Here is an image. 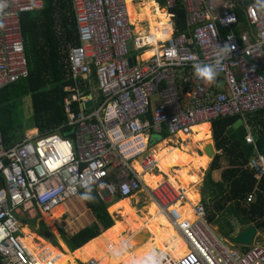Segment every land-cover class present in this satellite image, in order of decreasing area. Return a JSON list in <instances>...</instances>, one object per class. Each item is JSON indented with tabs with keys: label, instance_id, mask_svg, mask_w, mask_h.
<instances>
[{
	"label": "built area",
	"instance_id": "built-area-1",
	"mask_svg": "<svg viewBox=\"0 0 264 264\" xmlns=\"http://www.w3.org/2000/svg\"><path fill=\"white\" fill-rule=\"evenodd\" d=\"M70 3L78 34V44L66 48L69 83L64 91L70 136L58 130L45 134L26 130L21 140L7 147L0 120V257L4 263L39 264L20 242L19 216L33 220L51 214L91 187L104 202L132 199L146 187L145 195L189 247L176 260L159 254L160 264H264V246L254 243L246 253L230 246L209 222L204 205L192 206V221L183 219L180 212L189 202L183 190L167 179L149 188L142 179L143 173L159 172L150 146L154 134L165 131L168 137L186 141L181 135H191L199 124L239 116L247 125L264 110V9L257 0H165L171 36L141 44L126 0ZM0 4L1 91L29 74L20 16L41 11L44 0ZM178 4L188 21L180 33L170 12ZM225 45L230 49L227 55ZM150 50L152 55L143 58ZM221 56L213 83L196 75V66L215 64ZM252 135L246 141L255 144ZM248 166L257 183L264 179V154L257 147ZM253 198L252 194L248 201Z\"/></svg>",
	"mask_w": 264,
	"mask_h": 264
},
{
	"label": "trees",
	"instance_id": "trees-1",
	"mask_svg": "<svg viewBox=\"0 0 264 264\" xmlns=\"http://www.w3.org/2000/svg\"><path fill=\"white\" fill-rule=\"evenodd\" d=\"M2 1L0 0V3ZM151 2L161 8H166L165 0H154ZM170 12L175 15L176 32L185 31L188 22H186L184 8L178 4ZM156 15L158 14H145V23ZM239 16L243 18L242 12H239ZM20 18L29 74L20 82L12 83L0 91L1 130L4 144L7 147L21 140L28 129L29 134H45L58 130L63 136H70L69 127L66 125L67 115L65 112V97L67 93L64 91L68 83L65 71L66 48L68 45L78 44L77 23L71 9L70 0H44V8L41 11L23 13ZM154 24V33L160 37V40H165L166 38H161L167 36L165 26L168 25L155 27ZM140 33L144 34L138 26L136 34L140 35ZM144 44L149 43L145 42ZM27 95H31L34 111L32 121L28 124V127L25 126L23 128L21 125H14V119L9 112L16 100ZM72 109L77 111L76 102L72 103ZM256 116L260 117V120L256 122L257 126L255 125L257 129L255 131L256 136L259 137L258 147L264 152V110L254 114L252 117ZM239 118V116L227 117L213 122V136L218 149L232 152L240 147L239 140L246 141V131L244 129H241L238 134L229 133L230 130L235 132L233 125ZM200 126V137L196 136L195 133L193 135H181L182 140L188 138L193 140V144L189 145V150L185 148L179 149L177 146L169 144L171 139H164L168 135L163 131L160 134L163 140L161 139L160 143H157L154 146L155 148L152 149L153 155L157 160L159 172L156 174L146 173L148 183L153 185L154 188L163 179L164 175L176 189L184 191L189 204L182 208L180 215L181 218L191 221L194 219L192 205L196 204L200 199L199 194L194 191V185L198 183L196 172L202 167L189 171H186V167L194 160L190 151H195L196 153L198 152L196 148L202 149V145L199 143L201 137L205 133L207 136L210 131L208 124ZM59 127L61 129H58ZM195 128L194 131H196ZM16 131H19L20 134L15 133ZM242 132L244 135L240 136ZM207 145H209L208 147L212 149L211 153H213L212 141L207 142ZM240 155L242 156L243 152ZM159 158H162V160H159ZM248 160L249 155L244 156L241 163L245 165ZM174 166L177 170L176 172H171L170 168ZM243 172H245L244 174L247 175L250 181L248 190L252 191L256 183L254 172L249 169H244ZM189 183L191 185L189 187L186 186ZM262 184H264V180ZM85 196L89 199L82 198ZM259 197L261 198L258 204H263L264 196L261 194ZM126 200L115 203L109 208V205L99 197L97 189L91 187L80 191L72 199L58 206L51 214L42 215L45 222L41 221V225H39L37 230L39 236L31 233L27 227L24 228L27 230V237L31 238L34 243V251L45 255L49 259V264H58L59 262H62V264H78L72 254L78 258L80 250L85 251L89 258L96 259L98 264H132V261L142 258L148 251L139 249L140 251L134 257L131 250H128L126 257L121 251L124 250V246L141 228L151 229L150 243L153 244L152 250H156L157 256L163 253V249L167 247L173 246V249L177 250L179 247L178 238L171 232L165 219L148 200H142V207L139 210L134 206L130 210H126L122 203ZM69 201L73 202L74 210L70 209ZM133 204L137 206L139 200L134 201ZM108 208L110 213L122 215L123 219L115 222L113 216L108 212ZM256 210H258L257 207L254 208V211ZM260 217L261 219L264 218V212L261 213ZM213 218L215 216L210 215L209 217L208 215L210 223H212ZM36 219L29 220L19 216V223L23 227L28 225V221H34L33 227H35ZM53 228L60 234L65 243L60 241L62 250L56 247L58 246L57 241L50 232L47 235L43 232V230H52ZM128 233L129 236L126 239H121L120 242L114 244L115 239L119 238L117 234ZM44 238L50 240L54 246ZM28 247L32 248V245L28 243ZM113 248L115 252H119V255L114 254ZM68 249L75 251L72 254H67L69 253ZM180 256L178 254V257ZM1 264L5 263L1 262Z\"/></svg>",
	"mask_w": 264,
	"mask_h": 264
},
{
	"label": "crops",
	"instance_id": "crops-1",
	"mask_svg": "<svg viewBox=\"0 0 264 264\" xmlns=\"http://www.w3.org/2000/svg\"><path fill=\"white\" fill-rule=\"evenodd\" d=\"M160 16L161 15H159V17ZM169 30L166 32L167 35H169L171 33V31H169ZM147 36H150L151 39H156V37H158L153 31V25H152L151 33L150 34H148V33L144 34L145 39H143V40L139 39V41L141 43L148 42V40L150 38ZM145 54L143 55L144 58H146ZM259 120H260V117H258V116L252 117L247 124L248 127L243 122H242V124H238L237 121L235 122V124L236 123L238 124L237 127H235V124L233 125L235 132L233 130H230L229 133L230 134H235V133L238 134L241 129H244L246 131V133H245L246 136L253 134L252 136L255 139L256 146L253 143H248L247 141L239 140L240 147L233 150L232 152L224 151L223 149L217 148L216 143H215V139L213 136V125H212L213 123H211V124L206 123L209 125V130H210L209 133L207 134V136L211 133V141L213 143L214 152H213L212 158L210 159L206 168H203L202 165L197 166V167H202V168L196 172V175L198 177V183L196 185H194V191L196 193H198L200 196V199L196 202V204L204 205L209 217H210V215L215 216V218H213V221L211 224L214 227V229L216 230V233H217V231H220V232H222V234L230 236L232 239V242H230V243L227 242L226 238H224V240L232 246L235 245V247H237V248H239V246L237 244L233 243V238L236 235H238L239 233H241L242 231H244L249 226H251V225L258 226V233L256 234V236L258 235L260 237V235L262 234V231H264V224H261L264 221V218L262 217L263 219H261V217H260L261 213L264 212V202H262L263 204H258V201L261 198V197H259V195L262 194L264 196V184H262L264 179H262L259 183L256 182L254 187H253V190L249 191L248 188H249V182L250 181H249L247 175L244 174L245 172H243L244 169L252 170L248 166V163H249L250 159L252 157H254V155L256 154V147L261 153L264 154V152H262L258 147V138L259 137L256 136V132H255L257 130L256 129V126H257L256 122H258ZM200 125H203V124L197 125L198 127L196 126V128H195L196 131H194L191 135H193L195 133L196 136L200 137V133H201V130H200L201 126ZM203 129L205 130L204 126H203ZM207 136L205 133L203 135V137H201V140L206 139ZM246 136H245V140H246ZM238 138H239V136H238ZM165 139H168V137ZM174 139H175V141H177L176 138H174ZM201 140L199 142L200 144H201ZM188 141H192V144H193V140L191 138L186 139V141H178V142L180 144L181 142L184 143V142H188ZM188 145H190V144H188ZM196 151H198L199 157H201L200 154H202L199 151H202L205 154L206 158L208 157V155H207L208 151H206L204 149L203 145H202V149L198 148V150H197V148H196ZM241 152H243L242 156L240 155ZM248 155H249L248 163L243 165L241 162H242L244 156L246 157ZM214 159H215V161H214ZM236 160H239V161H236ZM213 161H214V163H213ZM194 162L195 161H193V163ZM190 164H192V163H190ZM189 166L190 165H188V167H186V171L196 169V167L195 168H189ZM254 176H255V174H254ZM164 179H165V177H163L162 180H164ZM262 186H263V188H262ZM252 194L254 195V198H253V200H251L249 202L248 197ZM122 200H125V199H122ZM119 201H121V200H119ZM119 201L114 202L112 205H114L115 203H117ZM130 203L133 204L131 200H130ZM188 204H189V202H188ZM196 204H194V205H196ZM255 207H257L258 210L254 211ZM42 221H44V220H42ZM115 222H117V220H115ZM215 222H217L219 225H215L214 224ZM26 226H28V225H26ZM31 233H32V231H31ZM35 234L37 236H39V234L37 232ZM218 236H219V234H218ZM40 237H42V236H40ZM220 238H221V236H220ZM27 239L29 240V242L32 243L31 244L32 247H35L32 239L28 238V237H27ZM260 245H262V244H260ZM79 253L81 255H83V257L85 259H87L88 256L85 254V252L83 250H80ZM67 254H69V253H67ZM77 259L78 258L74 255L75 262ZM90 260L96 261L98 264V261L96 259H93V258L87 259L86 261H83V262H86L89 264ZM1 262H3L2 258H0V264H1ZM58 264H62V262H59ZM72 264H74V263H72Z\"/></svg>",
	"mask_w": 264,
	"mask_h": 264
},
{
	"label": "rangeland",
	"instance_id": "rangeland-1",
	"mask_svg": "<svg viewBox=\"0 0 264 264\" xmlns=\"http://www.w3.org/2000/svg\"><path fill=\"white\" fill-rule=\"evenodd\" d=\"M151 1H154V0H126V7H127L128 15H129V18H130V22L132 24L135 23L136 21L134 20V17L135 16H139V19L141 20V23L139 24V27H140V30L144 32V34H147V33L150 34L151 33V31H152V25L154 24V22H155V27L156 26H161V25H168V26H165V31H168L169 29H170L169 31H171V23H170L171 20L169 19L170 16L168 15V13H169L168 10L165 9V8L159 7L157 4L152 3ZM145 14H147V15L148 14L149 15L158 14V15L155 16L156 17L155 19H152L151 18L150 21H148V22L145 23V19H144ZM159 15H161V16L159 17ZM133 31H134V26H133ZM144 34L139 35V39H142V40L145 39ZM167 37H168V35L167 36H163V38H161V39H165ZM128 44H129L130 55L133 56L134 52H133V50H131L130 43H128ZM141 52H142V50H140L139 52H137V54H140ZM143 58H144V56H143ZM223 87H224V83L222 82L221 83V88H223ZM33 111L34 110H33L31 95H27V96H25L23 98H20L19 100H16L14 106L10 109V112L9 113H11V115H12V117L14 119V125H16V126L17 125H21L24 128L25 126L28 127V124L32 121ZM15 133L20 134L19 131H16ZM243 135H244L243 132L240 133V136H243ZM168 138L169 139L171 138V140H170L171 142L169 144H172L173 146H177L179 149H184V148L185 149H189V145L188 144H192V141H188V142H184V143L181 142L179 144L178 140L175 141V139H174L173 136H170ZM161 139L162 138H161L160 135L154 134L153 135V139H151V141H150V146L152 148H155L154 146L156 145V142L157 141L158 142L161 141ZM206 139H207V142H210V140H211V133L207 136ZM206 139L201 140V144L204 146V149L206 151L209 150V152L211 153L212 149L210 147H208L207 142H206ZM207 148H208V150H207ZM197 150H198V148H197ZM199 152L202 153V154H200L201 157L198 156V152H196L197 153L196 154L195 151H190V153L195 157L194 160H193L195 162L194 163L192 162V164H189L190 165L189 168H195V167L197 168V166H199V165H202L203 168H206L207 167L208 162H209V159L212 158V155L213 154L212 155H209V153H208L207 154L208 157L206 158L205 154L202 151H199ZM159 160H162V158H160ZM137 168L139 169L138 165H137ZM175 169L177 170V168L174 166L173 168H170V171L171 172H176ZM143 177L146 180V182L148 183L147 177H146V173H143ZM163 177H164V175H163ZM165 179H166V177H165ZM190 185L191 184L189 183L186 186L189 187ZM145 188L146 187L143 188V190L145 192L143 191V192H141L139 194V196H136V197L130 199L132 201V203L134 201L139 200L140 203L137 204V206H135L134 204H131L129 199H127L125 202H122L123 205L125 206V209L126 210H130L133 206L136 209H138V210L142 207V200L143 199L148 200L146 198V196H145V193H146V189ZM116 201H117V199H113L112 201H109V202L106 201V203L108 205H110V204H112V203H114ZM68 205L70 206V209L72 208L74 210L73 202H70L69 201L68 202ZM108 212H109V210H108ZM111 215L113 216V218L115 220H122L123 219L122 218V215H119L117 213L111 214ZM42 220L45 221V219H44L43 216L40 217V218H37L36 219V226L35 227H33L34 221L33 222L28 221V226H26V227L29 230H31L32 233L35 234L36 232H38L37 230L39 229V225H41V222L40 221H42ZM165 221L167 222V224H168L171 232L178 238V243H179V247L177 248V250L176 249H173V246L172 247H167V248L163 249V253L166 254V255L168 254L167 255L168 256V261H171V260H175V259L179 258L178 257V254L179 255H183L185 253L186 246H185L184 242L182 241V239H180L176 235V233L173 232V229L171 228V226L168 223V221L166 219H165ZM214 224L215 225H219L217 222H215ZM21 231L22 232L19 234L21 236L20 237V242L22 244H24L26 242V240H27L28 233H27V230H25L24 227L21 229ZM43 232H44L45 235H47V233L50 232L53 235V237L55 238V240L57 241V245H58L57 248H60L61 249V243H60V241H62L63 243H64V241L61 238L60 234H58V232L54 228L52 230L51 229L50 230L47 229L46 231L43 230ZM217 233L219 234V237L221 236V238L223 240H224V238H226L227 239V242H229V243L232 242V239H231L230 236L224 235L220 231H217ZM117 236H119V238L115 239L114 244H117L118 242H120L121 239H126L129 236V233L128 234H117ZM46 241H48L49 243H51L50 240H46ZM132 241H133L134 244L137 243V240L132 239ZM144 241H145V243L141 247L142 249L147 250L148 252H152V251L156 252V250H152V245L153 244H151L148 241V237H146ZM144 241H142V242H144ZM131 243L132 242L127 243V247H128V249H130L132 251V256L134 257V256H136L138 254V252L140 250L133 243H132V245H130ZM255 243L262 244L264 246V231H262V234L260 235V237L258 235L255 237ZM30 244H32V243H30ZM34 248L35 247H32V249H30L29 253H31L37 259L38 263L39 264H49V259L45 255H43V254H41L39 252L34 251ZM68 251H69V254H72L74 252V251H70L69 249H68ZM113 251H114V248H113ZM123 251L124 250L121 251L122 254H124ZM156 254H157V252H156ZM72 257L74 258V255L73 254H72ZM87 259H90V258L87 257ZM87 259H85L83 257V255H81L79 253L78 254V259L76 260V262L78 264H88L86 262H83V261H86Z\"/></svg>",
	"mask_w": 264,
	"mask_h": 264
},
{
	"label": "clouds",
	"instance_id": "clouds-1",
	"mask_svg": "<svg viewBox=\"0 0 264 264\" xmlns=\"http://www.w3.org/2000/svg\"><path fill=\"white\" fill-rule=\"evenodd\" d=\"M257 6L261 9H264V0H257ZM0 10H3V5L0 4ZM188 22V21H186ZM0 27H3L2 24H0ZM78 36V35H77ZM225 55H227L230 52V49L227 45H225V48L223 49ZM224 55V56H225ZM224 56L219 57L216 61L215 64H203L202 66H196V75L202 79H204L207 83H213L215 81L216 75H217V65H220L221 61L223 60ZM240 119V118H239ZM29 130V129H28ZM3 135V134H2ZM167 138V137H166ZM165 139V138H164ZM163 140V139H162ZM160 142V141H159ZM158 141L156 142V144ZM83 199H89L88 197H82ZM122 200V199H117V201ZM106 203V202H105ZM113 204V203H112ZM110 204L109 207L112 205ZM193 206V205H192ZM205 207V206H204ZM109 210V208H108ZM25 227V226H23ZM22 227V228H23ZM43 238V237H42ZM45 239V238H44ZM223 240V239H222ZM225 241V240H224ZM227 243V242H226ZM255 243V241H254ZM253 243V244H254ZM52 244V243H51ZM229 244V243H228ZM235 244V243H234ZM53 245V244H52ZM230 245V244H229ZM54 246V245H53ZM232 246V245H230ZM57 247V246H56ZM232 247H235L233 245ZM115 255H119V252H115ZM1 258V257H0ZM3 261V260H2ZM4 262V261H3ZM132 264H160L159 259L157 254L152 251L146 253L142 258L138 260L132 261Z\"/></svg>",
	"mask_w": 264,
	"mask_h": 264
},
{
	"label": "bare ground",
	"instance_id": "bare-ground-1",
	"mask_svg": "<svg viewBox=\"0 0 264 264\" xmlns=\"http://www.w3.org/2000/svg\"><path fill=\"white\" fill-rule=\"evenodd\" d=\"M126 9H127V7H126ZM166 9V8H165ZM165 11V10H164ZM127 13H128V11H127ZM129 16V15H128ZM156 17L154 16L152 19H155ZM129 20H130V18H129ZM134 20L137 22H135V23H131L133 26H134V32H135V34H136V32H137V27L139 26V24L141 23V20L139 19V16H135L134 17ZM170 23H171V21H170ZM147 25V24H146ZM142 33H140V35H141ZM171 34H172V24H171V33L168 35V37L167 38H169L170 36H171ZM166 38V39H167ZM165 39V40H166ZM157 40H160V37H156V39H152L151 41L150 40H148V43H151V44H155V42L157 41ZM144 43V42H143ZM143 43H141V44H143ZM152 51L150 50V51H148L145 55H146V58H148L149 56H151L152 55ZM195 128V127H194ZM160 159V158H159ZM136 167H137V165H136ZM142 179H143V182H144V185L145 186H148L149 188H154V186L153 185H151V184H149V183H147L146 182V180L144 179V177L142 176ZM145 192V191H144ZM146 196V195H145ZM146 198L148 199V201L157 209V211L161 214V216L164 218V219H166L167 220V218L163 215V213L157 208V206L154 204V202L152 201V199L150 198V197H147L146 196ZM121 201H123V200H121ZM121 201H119V202H121ZM118 203V202H117ZM60 206V205H59ZM42 215H47V214H42ZM168 221V220H167ZM168 223L170 224V226H171V228L173 229V232L174 233H176V235L180 238V239H182V241L184 242V244H185V246H186V249H185V252L186 251H188V249H189V247H188V244H186L185 243V241H184V239H183V237L180 235V233L174 228V226L168 221ZM141 232H144V233H146V234H148V241L150 242V233H151V229H149V228H141V229H139V231L136 233V235H138V234H140ZM135 235V236H136ZM135 236H133V237H135ZM133 239V238H132ZM132 239L128 242V243H130V242H132L133 243V241H132ZM28 243H31V242H29V240L27 239L26 240V242L24 243V244H22L23 245V247L28 251V253H29V250L31 249V248H29L28 247ZM132 243L130 244V245H132ZM144 243H145V241L144 242H139V243H137V244H134V245H136V247H138V249H140L143 245H144ZM142 249V248H141ZM128 250H130V249H128V247H127V244L124 246V257H126V254H127V252H128ZM168 255V254H167Z\"/></svg>",
	"mask_w": 264,
	"mask_h": 264
},
{
	"label": "water",
	"instance_id": "water-1",
	"mask_svg": "<svg viewBox=\"0 0 264 264\" xmlns=\"http://www.w3.org/2000/svg\"><path fill=\"white\" fill-rule=\"evenodd\" d=\"M134 63L133 59H130V65H132ZM90 105V102L85 104V107H88ZM238 124H242V120L239 119L237 121ZM235 124V127H237L238 124ZM208 150V148H207ZM209 155H212L213 153H210L208 150ZM264 224V221L261 223ZM258 233V226L256 225H251L248 228H246L244 231H242L241 233H239L238 235H236L233 238V243L237 244L239 246V250L243 253H246L251 245L254 243L255 241V236ZM148 236V234L141 232L140 234L136 235L135 237H133L134 240H137V243L142 242L145 240V238ZM136 243V244H137Z\"/></svg>",
	"mask_w": 264,
	"mask_h": 264
}]
</instances>
